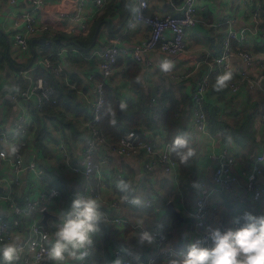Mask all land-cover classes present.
<instances>
[{
  "label": "crops",
  "instance_id": "0c3cea01",
  "mask_svg": "<svg viewBox=\"0 0 264 264\" xmlns=\"http://www.w3.org/2000/svg\"><path fill=\"white\" fill-rule=\"evenodd\" d=\"M147 1L151 14H177V8L171 5V0ZM172 1L175 6H179L183 0ZM80 2L81 0H46L40 9V21L47 24L49 30L32 36L26 50L12 43V31L7 28L10 27L9 13L26 9L27 2L17 0L11 4L6 1L0 5V125L9 136L16 137L15 121L19 116H24L28 129L20 139L24 144L23 160L25 163L36 161L38 166L52 176V181H40L30 171L24 170L19 184H15L13 155L8 154V143L0 142V152L6 153L0 158V192L10 194L16 204L24 206L26 196L37 197L41 189L54 186L60 190L61 197L50 202L47 211L58 217L81 195L84 183L80 175L65 166L64 156L58 147L60 144L66 146L72 163L82 161L83 146L88 136L85 123L92 114L96 82L101 79L100 52L109 44L131 49L146 39L150 31L144 24L126 28L125 22L120 31L114 33L109 31L106 24L109 22L111 30L117 29L129 9V18L135 14L137 0H111L93 18L88 17L94 10L93 1H83L81 14L86 29L82 30L81 23L61 16L63 13H77ZM195 14L198 22L188 28L187 49L179 59L172 62V71H160L158 65L164 54L160 49H155L144 55V62L137 64L139 71L135 78L136 87L127 77L129 62L125 59L118 61L112 76L105 80V84L114 90L117 101L125 105L122 114L139 112L143 106L147 109L143 118L147 122H141L136 128L146 138L167 139L163 113L174 109L180 136L188 139L190 146L195 149L196 154L190 159L191 170L183 175L179 163L178 175L166 173L161 167L148 170L145 165L147 158L142 150L130 156H121L113 153L108 145L104 146L95 156L98 173L91 185L103 200L97 199L102 205L101 210L111 217L125 218L129 224L121 227L101 223V231L94 235L88 264H95L98 259L113 264L116 259L113 252L116 249H121L132 260H145L151 256L155 252L154 246L147 243L140 245L136 239L141 231L138 227L141 220L145 221V230L149 232L165 229L167 245L185 252L188 244L198 239L189 229V212L193 211L201 192L214 188L212 175L217 164L210 158V154L218 153L225 147L230 148L235 156L234 171L241 177L229 191L212 192L211 200L217 205V209L208 215L209 226L226 230L234 227L237 219L243 223L245 213L264 215V199H252L244 189L242 176L264 148V118L261 115L264 88L249 89L243 85L238 92L233 93L229 85L222 91H216L213 87L216 78L227 71L233 74L230 80L232 82L238 81L241 70H246L252 78L260 74L261 66H264V0H201L196 6ZM120 20L122 21L119 23ZM99 25L101 28L96 46L89 52L84 53L79 49L71 52L72 48L65 47V43L73 38L87 39ZM230 29L242 34L244 39L238 41L232 38L229 41L232 51L228 58L230 68L211 72L210 89L204 101L208 134L200 133L191 113L192 91L197 80L209 70L213 58L224 53ZM42 38L45 39L44 43L39 42ZM56 39H61V46L56 48L57 52H53L52 58L60 68L59 74L45 67L35 66L40 58L47 56L43 53L42 45H49ZM237 50L250 53L252 64L249 67L236 55ZM23 71H30L28 74L35 79L48 80L54 87L57 103H45L39 108L35 96L24 98L22 92L27 89L29 80L21 73ZM108 136L113 141L118 140ZM103 155L107 156L105 162L101 159ZM119 174L123 176L122 179L118 178ZM121 182L128 186L126 190L120 187ZM200 182L205 183L204 189L199 187ZM259 182L264 188V167ZM179 196L184 199L182 203ZM91 198H94V193ZM123 198L139 200V204L110 206L111 202H120ZM170 202H173V208L179 216L169 210ZM11 208L12 203L0 202V214L4 217L10 215ZM25 221L26 219L23 225ZM58 224L59 219H49L53 234ZM53 234L51 233L50 245L54 242ZM25 235L23 226L15 230L12 241L24 240ZM74 262L78 261L68 259L64 264ZM165 262L166 259L159 258V264ZM47 264L55 262L47 259Z\"/></svg>",
  "mask_w": 264,
  "mask_h": 264
},
{
  "label": "built area",
  "instance_id": "2783aa9c",
  "mask_svg": "<svg viewBox=\"0 0 264 264\" xmlns=\"http://www.w3.org/2000/svg\"><path fill=\"white\" fill-rule=\"evenodd\" d=\"M14 4L17 0H0L2 2ZM27 2V8L20 11H12L9 13L10 27L8 31H12V43L22 50L29 48V40L32 36H36L49 30V26L40 21V9L45 4L46 0H24ZM81 0L77 7V13L65 14L71 21L79 22L82 25V30L86 29L84 17L81 14L83 5ZM94 3V10L90 12L88 17L93 18L101 13L111 0H89ZM138 5L135 14L127 19L126 28H132L137 24L146 25L150 31L148 37L135 45L133 48H127L117 44H109L100 52V72L101 79L96 82V99L93 103V109L90 119L87 120L85 126L88 131V136L85 139L83 146V156L80 163L74 164L70 158V154L63 144L59 145V150L64 156L65 166L72 170L75 174L83 178L81 187V196L92 197L102 201L101 195L95 192L91 181L98 173L95 156L100 153V150L106 145L110 150L121 156H130L139 151H143L147 158L146 167L148 170H153L156 167H161L164 172L169 174H179V164L173 158V153L170 151L172 145L166 138L152 140L146 138L138 130L128 129L124 131L118 140H114L105 134L100 127L101 112L105 104V80L109 79L115 71L117 63L120 59H125L127 62L141 63L144 62V55L155 49H160L163 52V57L175 62L179 59L187 49V30L194 26L198 20L196 19V6L201 0H183L179 6H175L171 0V5L177 8V14L174 15H156L151 14L149 3L147 0H137ZM243 40L242 34L229 30L225 40V51L221 56L213 58L209 64V70L200 77L192 91L191 95V113L196 129L200 133L208 134V119L204 101L207 92L210 89L211 72L220 69H229L228 58L232 54L229 47L230 39ZM72 48L71 52L78 51L74 46H65ZM66 50V49H64ZM70 50V49H69ZM236 55L241 57L246 66L252 64V56L250 53L237 50ZM161 59V60H162ZM150 64V62H146ZM38 67H45L47 70L59 74L60 68L56 60L52 58V54L40 58L35 64ZM31 71V70H30ZM30 71L21 72L28 80L27 89L22 93L24 98L36 97L39 108L45 103L56 104L54 87L48 80L35 79L28 74ZM264 79V66H261L260 74L256 78H252L246 70L239 72L238 81H229L228 85L233 93H236L244 85L249 89L255 87L264 88L261 81ZM155 99L152 100L154 102ZM262 117L264 118V104L261 106ZM16 137L9 136L0 125V142L8 143L18 147V151L13 155L12 167L14 170L13 182L19 184L21 173L28 170L32 175L40 181H52V176L43 168L38 166L36 161L25 163L22 156L23 143L21 137L27 132L28 126L24 116H19L14 124ZM18 135V138H17ZM262 138L264 139V127L262 129ZM210 158L216 162V167L212 175L213 189L203 191L199 194L193 211L189 212L190 222L189 229L194 232L199 238L207 236L208 231L212 229L208 224V215L213 210L217 209V205L211 200L213 191H229L235 184L239 182L240 175L234 171L235 156L230 148L225 147L218 153L210 154ZM103 162L107 160V156H101ZM264 167V148L249 164L248 169L242 174L244 179V189L250 194L254 201L264 199V188L259 182V178L263 173ZM118 178L122 179L121 174ZM199 187L205 188V183L200 182ZM61 197L60 190L54 186H46L41 189L37 197H25L24 206L14 202L10 194L0 192V202L12 203V210L9 216L4 217L0 214V244L7 243L13 240L15 230L24 226L26 235L24 240L18 242V246L22 248L20 259L15 264H47V249L50 247L51 232L42 222L43 211L47 210V205L53 200H58ZM182 203L183 197L179 196ZM133 200L123 198L119 201L110 203V206H118L119 204H130ZM107 224H116L121 227H126L129 221L125 218L111 217L107 212L102 211ZM25 225H23V221ZM238 226L237 224L234 227ZM155 237L152 245L155 252L145 260H132L121 249H116L113 253L115 258L123 259L124 264H159V258L170 259L177 258L183 251H178L172 246L167 245V232L163 228L151 231ZM94 240V236H93ZM94 243V242H93ZM211 243L210 241L208 242ZM93 250V245L88 249L89 255L84 261L74 262L72 264H88V258Z\"/></svg>",
  "mask_w": 264,
  "mask_h": 264
},
{
  "label": "clouds",
  "instance_id": "9594fccd",
  "mask_svg": "<svg viewBox=\"0 0 264 264\" xmlns=\"http://www.w3.org/2000/svg\"><path fill=\"white\" fill-rule=\"evenodd\" d=\"M163 73L172 71V61L164 58L158 65ZM232 73L227 71L216 78L213 86L216 91H222L232 79ZM121 110L125 105H120ZM110 115H115L111 107ZM115 124V120H110ZM8 154L14 155L19 149L15 145L7 146ZM170 151L176 155L181 163H187L195 156V149L190 146L189 140L177 136ZM6 155L0 152V158ZM120 187L127 189L121 182ZM139 204V200H134ZM101 203L94 198L78 195L69 209L59 216V224L53 234L54 242L47 249V259L55 264H64V261H84L89 255L88 249L93 245V236L100 232V224L108 221L102 212ZM243 223L237 219L236 227L226 230L212 228L204 238L196 239L188 244L187 250L177 258L166 260L165 264H264V215L255 216L245 213ZM145 221L141 220L136 239L140 245L154 243L155 237L145 230ZM211 242L210 244L208 242ZM22 248L18 242L10 241L0 244V264H15L20 259ZM113 264H124L122 258L117 257Z\"/></svg>",
  "mask_w": 264,
  "mask_h": 264
},
{
  "label": "trees",
  "instance_id": "16d2710c",
  "mask_svg": "<svg viewBox=\"0 0 264 264\" xmlns=\"http://www.w3.org/2000/svg\"><path fill=\"white\" fill-rule=\"evenodd\" d=\"M122 20L119 21V23ZM94 30L92 31L91 35L87 39H79V38H73L70 41H76L80 46L87 47L93 37ZM61 37V36H59ZM62 38V37H61ZM44 48V54L49 55L53 54V52H57L56 48L58 46H61L60 43H56L55 40H53L49 45H42ZM138 63L135 62H129L127 64V77L130 79L133 86L136 87L135 78L137 76V73L139 71L137 67ZM42 75V74H41ZM111 107L115 113V115H110L108 113V108ZM147 109L143 106L141 108V111H131L128 115L125 113H118V107H117V96L114 92V90L105 84V104L103 111L101 112V123L100 127L104 130V132L107 135L112 136L114 139H119L124 131L127 129L137 130L136 128L141 122H147L144 121L143 118L146 116ZM210 115V114H209ZM212 117V116H211ZM114 119L115 124L110 123V120ZM212 118L210 119V121ZM163 123L166 125L167 128V140L172 144L174 139L177 136H180V133L177 130V121L174 117V109H169L163 113ZM173 158L180 164L181 173L187 174L189 170H191V162L190 160L187 163H181L180 160L176 157V155L173 153ZM95 264H107L105 260L98 259L95 261Z\"/></svg>",
  "mask_w": 264,
  "mask_h": 264
},
{
  "label": "water",
  "instance_id": "95a60500",
  "mask_svg": "<svg viewBox=\"0 0 264 264\" xmlns=\"http://www.w3.org/2000/svg\"><path fill=\"white\" fill-rule=\"evenodd\" d=\"M130 13H131V11H130V9H129V10H128V14L125 16V18L123 19L122 23H121V24L118 26V28L115 29V30H111L110 25H109V22H106V24L108 25L109 31H111V32L113 31L114 33H118V32L120 31V29L122 28V26L124 25V23H125V22L127 21V19L129 18ZM100 28H101V25H99V26L96 28V30H95V32H94V35H93L92 42H91V44H90L88 47H82V46H80V45H79L77 42H75V41L67 42V43H65V45H66V46H70V45H71V46H75V47H76L77 49H79L80 51H82V52H84V53H87V52H89L90 50H92V49L96 46V43H97V39H98V35H99ZM55 41H56V43H60V42H61V39H56ZM39 42L44 43V42H45V39L42 38V40H40ZM261 83H262V85H264V79L261 81ZM120 105H121V104H120V101H117V107H118V113H119V114L122 112ZM168 208H169V210H170L172 213H174V214H176L177 216H179L178 212L173 208V202H170V203L168 204ZM51 218H53V219H59L58 216L50 214V213L45 209V210L43 211V218H42L41 222H42L47 228H49L50 231H51V229H50V226H49V219H51ZM51 232H52V231H51Z\"/></svg>",
  "mask_w": 264,
  "mask_h": 264
},
{
  "label": "bare ground",
  "instance_id": "6f19581e",
  "mask_svg": "<svg viewBox=\"0 0 264 264\" xmlns=\"http://www.w3.org/2000/svg\"><path fill=\"white\" fill-rule=\"evenodd\" d=\"M25 91V90H24ZM23 93V92H22Z\"/></svg>",
  "mask_w": 264,
  "mask_h": 264
}]
</instances>
